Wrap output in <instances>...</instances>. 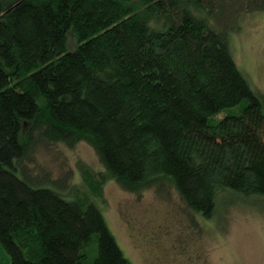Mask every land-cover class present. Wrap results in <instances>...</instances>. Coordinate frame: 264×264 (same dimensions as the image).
<instances>
[{"label": "trees", "instance_id": "1", "mask_svg": "<svg viewBox=\"0 0 264 264\" xmlns=\"http://www.w3.org/2000/svg\"><path fill=\"white\" fill-rule=\"evenodd\" d=\"M239 11L264 14V0H0L11 264H130L86 194L66 199L62 180L31 174L40 144L91 146L105 173L81 178L96 197L109 178L128 192L171 186L204 219L223 192L264 210V96L231 53Z\"/></svg>", "mask_w": 264, "mask_h": 264}, {"label": "rangeland", "instance_id": "2", "mask_svg": "<svg viewBox=\"0 0 264 264\" xmlns=\"http://www.w3.org/2000/svg\"><path fill=\"white\" fill-rule=\"evenodd\" d=\"M238 13L240 26L231 32V53L250 87L264 96V14ZM74 48L67 46L68 51ZM25 163L34 176L45 173L62 180L66 199L86 194L130 264H264V210L257 200L223 192L213 216L204 219L187 210L171 186L128 192L106 178L101 196H93L81 171L99 175L105 170L85 142L73 147L37 145ZM93 257L91 248L89 260ZM0 264H11L1 244Z\"/></svg>", "mask_w": 264, "mask_h": 264}]
</instances>
